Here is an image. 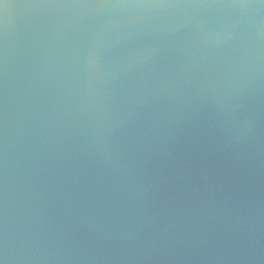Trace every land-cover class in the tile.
Here are the masks:
<instances>
[{
  "label": "water",
  "instance_id": "95a60500",
  "mask_svg": "<svg viewBox=\"0 0 264 264\" xmlns=\"http://www.w3.org/2000/svg\"><path fill=\"white\" fill-rule=\"evenodd\" d=\"M0 264H264V0H0Z\"/></svg>",
  "mask_w": 264,
  "mask_h": 264
}]
</instances>
